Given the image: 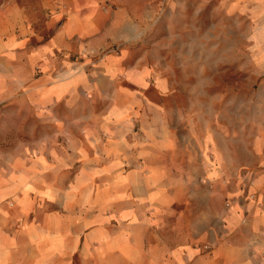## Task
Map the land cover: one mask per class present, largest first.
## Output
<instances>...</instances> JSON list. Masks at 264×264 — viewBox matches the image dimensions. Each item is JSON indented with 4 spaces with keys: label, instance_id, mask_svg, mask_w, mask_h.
<instances>
[{
    "label": "crops",
    "instance_id": "0c3cea01",
    "mask_svg": "<svg viewBox=\"0 0 264 264\" xmlns=\"http://www.w3.org/2000/svg\"><path fill=\"white\" fill-rule=\"evenodd\" d=\"M66 6L0 0V264H264V133L131 120L141 102L111 90L123 72L145 86L147 66L92 61L116 36L89 3ZM5 110L31 121L10 144Z\"/></svg>",
    "mask_w": 264,
    "mask_h": 264
},
{
    "label": "rangeland",
    "instance_id": "374dc122",
    "mask_svg": "<svg viewBox=\"0 0 264 264\" xmlns=\"http://www.w3.org/2000/svg\"><path fill=\"white\" fill-rule=\"evenodd\" d=\"M28 1L36 7L41 2ZM79 1L93 6L103 27L116 36L97 53L87 50L92 61L123 50L126 69L147 66L145 86L126 81L123 72L111 90L141 102L130 112L131 120L141 109L154 108L169 117L181 114L197 136L209 131L214 139L225 135L234 143L238 137L246 144L251 133H264V0ZM79 57L86 59L84 52ZM20 118L3 112L9 144L19 139L17 127L31 123ZM217 181L209 184L219 195L224 182ZM199 182H205L203 176Z\"/></svg>",
    "mask_w": 264,
    "mask_h": 264
},
{
    "label": "bare ground",
    "instance_id": "6f19581e",
    "mask_svg": "<svg viewBox=\"0 0 264 264\" xmlns=\"http://www.w3.org/2000/svg\"><path fill=\"white\" fill-rule=\"evenodd\" d=\"M215 196V195H214ZM209 210H210V208H209ZM232 210V209H231ZM233 211V210H232Z\"/></svg>",
    "mask_w": 264,
    "mask_h": 264
},
{
    "label": "built area",
    "instance_id": "2783aa9c",
    "mask_svg": "<svg viewBox=\"0 0 264 264\" xmlns=\"http://www.w3.org/2000/svg\"><path fill=\"white\" fill-rule=\"evenodd\" d=\"M228 204V203H227ZM204 247H206V246H204Z\"/></svg>",
    "mask_w": 264,
    "mask_h": 264
}]
</instances>
